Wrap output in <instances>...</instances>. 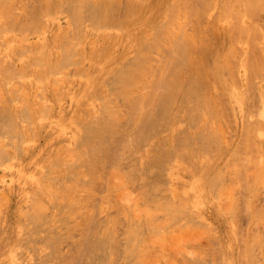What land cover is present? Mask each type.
<instances>
[{"label":"rangeland","instance_id":"374dc122","mask_svg":"<svg viewBox=\"0 0 264 264\" xmlns=\"http://www.w3.org/2000/svg\"><path fill=\"white\" fill-rule=\"evenodd\" d=\"M263 10L0 0V264H264Z\"/></svg>","mask_w":264,"mask_h":264},{"label":"bare ground","instance_id":"6f19581e","mask_svg":"<svg viewBox=\"0 0 264 264\" xmlns=\"http://www.w3.org/2000/svg\"><path fill=\"white\" fill-rule=\"evenodd\" d=\"M253 2H255V1H253ZM228 3V2H227ZM241 3V2H240ZM250 4H251V2H250ZM255 4V3H254ZM229 5V4H228ZM233 5V4H232ZM253 5V4H252ZM256 5V4H255ZM261 5V4H260ZM231 6V5H230ZM226 7V6H225ZM227 9H228V7H227ZM229 10H230V7H229ZM229 10H227V11H229ZM226 11V13L228 14V12ZM234 11V10H233ZM264 11V10H263ZM224 12V11H223ZM246 12V11H245ZM221 13V12H220ZM236 13V12H235ZM237 14V13H236ZM220 21V20H219ZM170 25V24H169ZM244 26H242V28H243ZM104 31V30H103ZM245 31H249V30H245ZM259 32V31H258ZM234 34V33H233ZM238 35V34H237ZM236 39H238V38H236ZM234 40V39H233ZM244 40V39H243ZM254 40V39H253ZM256 41V40H255ZM230 42V41H229ZM236 42V41H235ZM201 43V42H200ZM249 44V43H248ZM230 45V44H229ZM236 45V44H235ZM231 47V46H230ZM229 47V48H230ZM189 48V47H188ZM191 48V47H190ZM261 48V47H260ZM182 49V48H181ZM186 50V49H185ZM228 50V49H227ZM232 50H234V49H232ZM191 52H192V50H191ZM234 52V51H233ZM227 53V52H226ZM231 53V52H230ZM242 53V52H241ZM184 56V55H183ZM245 56H246V54H245ZM179 57V56H178ZM225 57V56H224ZM231 57V56H230ZM180 58H181V56H180ZM245 58V57H244ZM188 59V58H187ZM236 59V58H235ZM255 59V58H254ZM185 60V59H184ZM227 61V60H226ZM168 62V61H167ZM238 62V61H237ZM250 62V61H249ZM228 64V63H227ZM238 65V64H237ZM225 66V65H224ZM245 66V65H244ZM252 66V65H251ZM226 67V66H225ZM227 67H228V65H227ZM192 68V67H191ZM229 69V68H228ZM256 69V68H255ZM185 70V69H184ZM263 70V69H262ZM230 72V71H229ZM237 72V71H236ZM254 74V73H253ZM183 76V75H182ZM130 77V76H129ZM246 77V76H245ZM185 78V77H184ZM175 83V82H174ZM263 86V85H262ZM209 87V86H208ZM212 87V86H211ZM173 88V87H172ZM175 90V89H174ZM247 90V89H246ZM263 91V90H262ZM247 92V91H246ZM213 95H214V93H213ZM227 95V94H226ZM212 98V97H211ZM209 101V100H208ZM220 101V100H219ZM195 102V101H194ZM214 110V109H213ZM216 114V113H215ZM212 116H213V114H212ZM204 127V126H203ZM244 131V130H243ZM246 141V140H245ZM254 146H255V144H253ZM232 151V150H231ZM257 152V151H256ZM234 155V154H233ZM254 160V159H253ZM261 164V163H260ZM253 168H256V167H253ZM257 171V170H256ZM255 171V172H256ZM257 175V174H256ZM262 175H263V173H262ZM263 177V176H262ZM246 178V177H245ZM234 187V186H233ZM223 191V190H222ZM230 193V192H229ZM227 196V195H226ZM128 197V196H127ZM230 197H232V196H230V194H229V198L228 199H230ZM219 198H221V197H219ZM223 199H226V198H223ZM222 200V199H221ZM230 201V200H229ZM227 203H228V201H226ZM230 204V203H229ZM170 206V205H169ZM262 207V206H261ZM226 209V208H225ZM246 209V208H245ZM228 210V209H227ZM258 210V209H257ZM256 211V210H255ZM228 212V211H227ZM246 213V212H245ZM263 213V212H262ZM263 216V214L261 215V217ZM264 217V216H263ZM259 219V218H258ZM264 226V225H263ZM263 228V227H262ZM257 229V228H256ZM176 234V233H175ZM180 235V234H179ZM164 236V235H163ZM250 236V235H249ZM253 237V236H252ZM255 237V236H254ZM253 237V238H254ZM182 239V238H181ZM181 239H179V241L181 240ZM156 239H154V241H155ZM159 240V239H158ZM173 244V243H172ZM177 247V246H176ZM175 247V248H176ZM179 250H180V248H179ZM168 261V260H167ZM256 263V262H255ZM174 264V263H173Z\"/></svg>","mask_w":264,"mask_h":264}]
</instances>
